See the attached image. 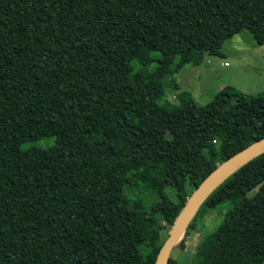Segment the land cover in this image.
<instances>
[{
    "label": "trees",
    "instance_id": "1",
    "mask_svg": "<svg viewBox=\"0 0 264 264\" xmlns=\"http://www.w3.org/2000/svg\"><path fill=\"white\" fill-rule=\"evenodd\" d=\"M240 30L264 45V0H0V264H153L189 191L264 137V91L161 101L167 76ZM207 199L224 218L191 264H260L264 153L206 197L180 248Z\"/></svg>",
    "mask_w": 264,
    "mask_h": 264
},
{
    "label": "rangeland",
    "instance_id": "2",
    "mask_svg": "<svg viewBox=\"0 0 264 264\" xmlns=\"http://www.w3.org/2000/svg\"><path fill=\"white\" fill-rule=\"evenodd\" d=\"M220 52L221 57L204 55L194 64L192 62L185 64L177 73L167 76L163 80L161 101L176 105L177 94L186 92L197 105H204L224 87H232L238 92L248 95H256L264 91V45L256 44L246 30H240L222 43ZM122 55L124 62L133 70L140 68L132 61L128 51L124 50ZM156 55L157 53L153 54V56ZM153 68L154 64H151L145 69L150 72ZM171 81L176 83L177 90H174ZM138 126L146 128L147 122L139 120ZM43 143L51 144L52 140L44 139ZM201 161L202 156H199L196 163L200 164ZM164 166L165 164H163ZM134 187L137 188V190L132 189L134 193L142 194L141 197L145 198L146 195L141 191V188ZM183 189L185 187L178 184L167 191L172 194V192H180ZM255 190L250 191L246 196L251 197ZM190 193L191 191L188 194ZM203 203L204 201L200 205ZM205 204L206 214L195 223L192 232L184 238L183 248L176 244L170 250L169 258L178 264H191L197 244L213 232L224 218L226 208L224 205L216 206L210 199H207ZM168 230L169 227L165 226L162 231L164 239L167 237ZM260 264H264V260Z\"/></svg>",
    "mask_w": 264,
    "mask_h": 264
},
{
    "label": "water",
    "instance_id": "3",
    "mask_svg": "<svg viewBox=\"0 0 264 264\" xmlns=\"http://www.w3.org/2000/svg\"><path fill=\"white\" fill-rule=\"evenodd\" d=\"M262 153H264V137L250 143L245 148L228 157L200 181L191 191L170 226L167 237L160 246L153 264H167L171 248L179 241L186 226L204 199L242 164Z\"/></svg>",
    "mask_w": 264,
    "mask_h": 264
}]
</instances>
